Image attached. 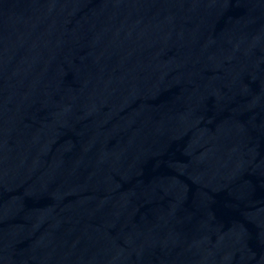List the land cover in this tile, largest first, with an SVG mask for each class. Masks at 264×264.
<instances>
[{
  "label": "water",
  "instance_id": "water-1",
  "mask_svg": "<svg viewBox=\"0 0 264 264\" xmlns=\"http://www.w3.org/2000/svg\"><path fill=\"white\" fill-rule=\"evenodd\" d=\"M0 264H264V0H0Z\"/></svg>",
  "mask_w": 264,
  "mask_h": 264
}]
</instances>
